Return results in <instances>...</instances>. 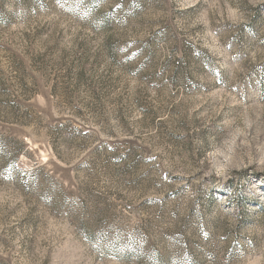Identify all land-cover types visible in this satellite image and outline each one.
Returning <instances> with one entry per match:
<instances>
[{"label": "rangeland", "instance_id": "374dc122", "mask_svg": "<svg viewBox=\"0 0 264 264\" xmlns=\"http://www.w3.org/2000/svg\"><path fill=\"white\" fill-rule=\"evenodd\" d=\"M0 264H264V0H0Z\"/></svg>", "mask_w": 264, "mask_h": 264}]
</instances>
